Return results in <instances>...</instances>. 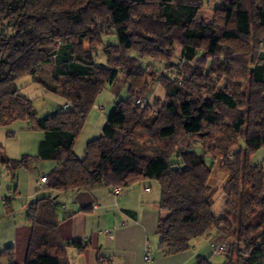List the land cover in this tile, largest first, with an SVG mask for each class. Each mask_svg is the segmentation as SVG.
Here are the masks:
<instances>
[{
	"label": "trees",
	"instance_id": "16d2710c",
	"mask_svg": "<svg viewBox=\"0 0 264 264\" xmlns=\"http://www.w3.org/2000/svg\"><path fill=\"white\" fill-rule=\"evenodd\" d=\"M217 1L209 22L201 18L205 0H0V125L26 120L44 132L36 157L9 158L0 144V163L14 175L36 159L57 161L41 176L47 182L38 180L39 190L56 193L28 205L25 264H64L68 247L87 246L62 239L59 192L124 190L148 179L161 185L157 230L165 255L217 231L218 245L227 247L211 246L226 255L223 264H264V169L251 160L264 146V0ZM110 36L116 40L106 42ZM47 65L66 103L38 118L16 82L38 81ZM151 79L165 99L136 95ZM119 84L128 99L77 155L75 141L98 95ZM146 141L154 143L150 154L141 153ZM208 156L223 158L220 170L229 175L223 214L208 195ZM0 257L14 264V248ZM197 264L212 263L199 256Z\"/></svg>",
	"mask_w": 264,
	"mask_h": 264
},
{
	"label": "crops",
	"instance_id": "0c3cea01",
	"mask_svg": "<svg viewBox=\"0 0 264 264\" xmlns=\"http://www.w3.org/2000/svg\"><path fill=\"white\" fill-rule=\"evenodd\" d=\"M263 149L264 146L256 153ZM53 161L55 167L57 161ZM151 180L135 183L120 195H115L113 186L104 185L59 192L62 239L87 244L84 249L68 247L64 264H197L199 256L206 257L193 249L199 238L193 240L197 244L186 252L174 255L162 252L157 230L162 212L161 185ZM20 183L21 180L13 193L0 192V250L13 247L14 264H25L29 253L33 229L27 221L28 205L41 195L56 193L39 190L38 178L27 189L20 188L22 193L18 191ZM7 198L11 200L6 205ZM212 233L218 238L217 231ZM211 250L215 252L212 246ZM147 254L150 261L145 259ZM0 264L10 263L7 257H0Z\"/></svg>",
	"mask_w": 264,
	"mask_h": 264
},
{
	"label": "rangeland",
	"instance_id": "374dc122",
	"mask_svg": "<svg viewBox=\"0 0 264 264\" xmlns=\"http://www.w3.org/2000/svg\"><path fill=\"white\" fill-rule=\"evenodd\" d=\"M205 2L206 3L201 12V18L205 21L213 22L217 19L218 15V1L205 0ZM3 26L5 31H12L9 22H4ZM113 40L115 41L116 37L112 38L110 36L106 38V42ZM176 50L179 55L180 47L176 46ZM178 58L179 56H177L176 61L179 60ZM145 61L147 62L148 59H145ZM162 65L163 64L157 63V69L161 71L163 67ZM51 67V65H47L45 67L46 71L43 74L37 75L38 81H36L33 76H25L16 82V85L21 92L33 101V107L37 112L38 118L56 112L66 103V99L62 92L53 90L57 85V81L55 80V75L51 72ZM160 73L161 72H158V75ZM136 95L149 96L152 99V103L157 96L165 99L164 90L158 80L153 79L146 83L142 89H139ZM128 97L129 93L126 84H119L117 87L107 85L103 89L97 97L96 106L91 110L85 125L75 141L74 151L77 155L81 157L84 156L88 142L102 134L103 127L106 124L109 115L114 110L115 105L121 100H127ZM43 136L44 132L40 128H32L30 123L26 120H17L8 125H0V144L4 148V154L9 158H21L25 155L36 157L38 154V146ZM186 142L187 141H181V144H186ZM153 145L154 143L151 141L144 142L142 144L141 153H152ZM196 148L199 151L197 146ZM211 158L212 157L207 158V163L211 166V172L207 181L208 195L214 202V212L217 214H223L226 200L223 188L228 181L229 175L220 170V166L224 161L223 158L218 157L216 160ZM251 160L254 164H262L264 169V149L258 153H254ZM53 168V160L36 159L31 167L19 169L14 177L13 173L9 171L4 164L0 163V192L10 193L12 190L13 193L21 180L18 191L22 193L20 188L24 189L26 186L27 189L32 181L36 180V178L39 180L42 175H47L53 170ZM151 181L153 183L157 182L153 179ZM16 195H18V198L20 194L17 192ZM2 196H6V194H2ZM222 239L223 238H216L214 233L206 234L205 236L200 237L198 242L197 240L193 241L191 248H193L194 244L198 243V245L193 248L197 251V254L200 253L201 255L206 256L210 259L212 264H223L226 260V255L220 252H213L210 246L211 243L215 246L218 245Z\"/></svg>",
	"mask_w": 264,
	"mask_h": 264
},
{
	"label": "built area",
	"instance_id": "2783aa9c",
	"mask_svg": "<svg viewBox=\"0 0 264 264\" xmlns=\"http://www.w3.org/2000/svg\"><path fill=\"white\" fill-rule=\"evenodd\" d=\"M147 100H148L147 98L140 97V98L138 99V102H139V103H142L141 101L146 102ZM46 182H47V178H46V177H42L41 180H40V182H39V184L42 185V184H45ZM114 193H115V195H120V194L123 193V189H122V188H115V189H114ZM214 247H215L216 249H219V250H225V248L227 247V245L224 244V243H222V244H220V245H218V246H215V245H214ZM145 259H146L147 261H150V260H151V256H150L149 254H147L146 257H145Z\"/></svg>",
	"mask_w": 264,
	"mask_h": 264
}]
</instances>
